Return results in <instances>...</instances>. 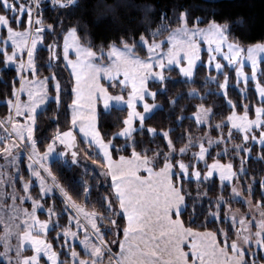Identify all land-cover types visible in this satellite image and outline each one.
I'll return each instance as SVG.
<instances>
[{"label":"snow or ice","instance_id":"1","mask_svg":"<svg viewBox=\"0 0 264 264\" xmlns=\"http://www.w3.org/2000/svg\"><path fill=\"white\" fill-rule=\"evenodd\" d=\"M215 3L0 0V264H264V41Z\"/></svg>","mask_w":264,"mask_h":264},{"label":"trees","instance_id":"2","mask_svg":"<svg viewBox=\"0 0 264 264\" xmlns=\"http://www.w3.org/2000/svg\"><path fill=\"white\" fill-rule=\"evenodd\" d=\"M85 3H91L94 2V0H84ZM109 3H120L121 5L127 4L128 6H121L118 9V14L122 19H129V18H135L139 19L143 15V10L141 7L144 4H152L155 6V15L158 18L159 14L162 11L169 10L171 5L174 3V0H108ZM181 2H187V3H202L203 0H181ZM211 7H214L216 9L217 15H222L226 17H236L237 15H243L247 21L246 25L243 28H235V34L237 36L243 34L245 36V42H261L264 41V0H216V3L211 5ZM78 11V10H77ZM46 16L54 18L56 16V10L54 8H48L45 13ZM110 21V17L106 20L101 21V25L108 23ZM46 22H51L46 21ZM155 27V25H153ZM142 30V29H141ZM42 55H46V51L41 48L40 49ZM264 61V60H262ZM11 75V70L8 71L7 76H5L3 79H0V92L7 86L5 81L7 78ZM173 77L176 76V73L173 71L171 73ZM203 75V72H198L196 75V83H176L173 85V88L175 90H186L189 88H196L201 89L202 85L200 83V77ZM208 87L214 88L215 85H209ZM230 95L232 98H237L239 96V90L237 87L230 86ZM253 89L249 88V95L250 98H252ZM167 96V94H166ZM165 96V101H166ZM157 99H161V97L158 95ZM183 102V101H181ZM253 104H255V99H252ZM0 105H2V100H0ZM102 107V106H101ZM165 107L167 108V103L165 102ZM2 110V108H0ZM45 111L47 112L48 109L46 108ZM220 111H222L225 115L229 111V106L227 103H224L222 107L220 108ZM124 114H126V107H118L115 106L113 109H111L107 114H105L102 117V122L104 128H111L112 130H116V124L114 121L117 120V118L122 117ZM163 113L156 112L153 119H159L160 116H162ZM61 120H63V117H61ZM47 122V115H44V118L41 120V123ZM189 121L186 119L184 121V125L187 126ZM61 126H63L61 124ZM179 127L177 128V131H179ZM254 153L256 154V150L254 149ZM255 155H252L249 157L247 164L250 167V169L254 170L258 175L264 174V161L256 160L254 159ZM224 159H227L225 157ZM90 163V162H88ZM82 173V169H72L68 170L66 169L63 173V177L61 182L68 184L71 183L75 186H79L78 184V178ZM87 179V177H85ZM213 180L218 181V178H212ZM209 188L211 189L209 194L214 195L215 194V185L209 182ZM234 207L239 208L241 207L240 204H234ZM42 217H44V214H41Z\"/></svg>","mask_w":264,"mask_h":264},{"label":"rangeland","instance_id":"3","mask_svg":"<svg viewBox=\"0 0 264 264\" xmlns=\"http://www.w3.org/2000/svg\"><path fill=\"white\" fill-rule=\"evenodd\" d=\"M249 69L248 68H246V71H248ZM251 114V113H250ZM214 151V150H213ZM252 155H255V153H254V150H253V153H252ZM225 161L227 160V159H224ZM218 178V173H214V176H213V178ZM41 218H44V217H42L41 216Z\"/></svg>","mask_w":264,"mask_h":264},{"label":"crops","instance_id":"4","mask_svg":"<svg viewBox=\"0 0 264 264\" xmlns=\"http://www.w3.org/2000/svg\"><path fill=\"white\" fill-rule=\"evenodd\" d=\"M259 59L264 60V52L259 53ZM118 107H126V106H118Z\"/></svg>","mask_w":264,"mask_h":264}]
</instances>
